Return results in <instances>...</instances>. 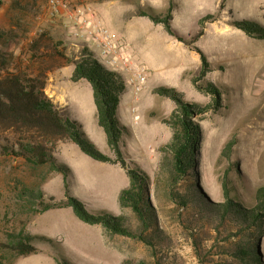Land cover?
<instances>
[{
    "label": "rangeland",
    "instance_id": "obj_1",
    "mask_svg": "<svg viewBox=\"0 0 264 264\" xmlns=\"http://www.w3.org/2000/svg\"><path fill=\"white\" fill-rule=\"evenodd\" d=\"M111 1L70 0V9L87 6L99 17L100 9L107 11ZM120 3L130 5L133 16H140L137 12L141 9L163 13L170 0ZM174 3V25L189 41L204 29L191 46L149 17L150 24L134 22L128 39L114 33L128 44L133 62L147 66V61L151 67L147 89L138 94V112H132L133 104L127 100L121 118L133 127L132 133L124 135V157L150 177L149 198L156 221L146 233L153 234L155 243L108 235L102 226L78 219L70 207L36 212L43 206L26 202L24 189H43L46 203L51 196L60 201L65 199L64 176L46 165L35 167L23 157L1 154L5 141L0 135V260L6 259L8 264H57L56 255L65 253L77 264H239L233 256L234 249L246 242L259 253V264H264V225L249 229L235 215L224 218L213 210V203L226 201V182L231 197L247 208L256 205V193L264 187V30L249 35L237 25L238 21H251L264 29V0ZM208 15L211 18L200 25ZM68 23L65 16L52 15L50 0H0V62L5 61L10 70L33 75L44 70L47 94L67 103L63 108L68 112L70 105L83 100L76 115L83 122L87 137L101 152L114 156L106 133L98 124L91 85L85 80H72L71 63L49 57L54 54V46L67 57H74L88 44L70 37ZM43 55L46 56L40 58ZM204 60L208 63L207 72L200 76ZM199 76L201 87L213 83L220 89L222 106L199 116L203 138L195 160V176L177 183L162 167L160 150L172 136V129L164 120L177 105L154 89L174 87L186 101L206 106L213 101V95L194 84L193 79ZM57 79L66 84V91H53L51 84ZM123 113L128 114L127 118ZM62 146L63 142H59L58 155L76 171L75 179H70L71 193L84 199L89 211L108 210L116 215L123 212L131 225L140 229L133 211H121L119 207L118 195L129 183L122 166L95 160L77 144L63 151ZM231 216L235 222L229 219ZM23 230L53 241L38 243L37 253L14 258L5 252L2 243L9 233ZM253 231L257 234L251 237L249 233Z\"/></svg>",
    "mask_w": 264,
    "mask_h": 264
},
{
    "label": "trees",
    "instance_id": "obj_2",
    "mask_svg": "<svg viewBox=\"0 0 264 264\" xmlns=\"http://www.w3.org/2000/svg\"><path fill=\"white\" fill-rule=\"evenodd\" d=\"M174 11V0H170L169 7L163 13L156 14L150 8L139 10L137 15L147 16L154 23L163 24L169 34L191 46L204 34V29H200L192 37V41H189L174 27ZM209 18L211 15L204 17L200 25L203 26ZM237 25L249 35L261 33L264 30L251 21H238ZM57 47H53L54 54L49 57L65 59L71 63L74 66L72 80L74 82L86 80L92 86L98 124L105 131L107 143L114 156L101 152L87 137L84 124L47 94V73L44 70L36 75L28 71H13L3 60L0 62V135H3L5 143L1 146V154L23 157L35 167L46 165L51 171L63 174L65 184L63 200L58 201L51 196L50 202L46 203V193L43 189H24L22 195L26 202L43 206L41 210L36 209V212L70 207L78 219L90 225L102 226L108 235L140 238L152 245L155 243L153 234L146 233L156 221L154 207L149 198L150 177L139 165L131 166L132 162L127 161L122 149L123 137L130 133L129 127L124 125L119 117L122 97L129 91L127 82L121 74L107 68L95 57V51L91 45L84 46L74 57H67L58 51ZM35 57L38 56L35 55ZM204 61L205 65L200 76H204L207 72L208 63ZM200 76L193 79L194 84L205 93L213 95V101L206 106L186 101L184 94L174 87L161 86L154 89L157 94L170 98L177 105L170 117L164 120L171 127L172 136L170 141L162 145L160 149L161 165L177 183L186 177L195 176V160L203 138V130L198 121L199 116L209 110H218L222 106L220 89L213 83L201 87L198 85ZM68 141L77 144L84 153L95 160L122 166L129 177V184L118 195L119 207L121 211L126 209L133 211L140 221V229L134 228L123 212L116 215L108 210L95 213L89 211L85 201L71 193L70 179L74 174L73 169L67 163L61 162L56 155L58 143ZM224 186L226 201L213 203L215 205L213 210L224 218L235 215L249 229L262 228L264 187L259 188L256 193V205L247 208L231 197L227 182ZM229 219L235 222L232 216ZM254 234L257 232L249 233L251 237ZM52 241L46 236L23 230L18 233H9L2 246L5 252L12 254L14 258H20L37 253L38 243ZM233 256L239 264H259L260 260L259 253L253 245L246 242L234 249ZM55 260L57 264H77L65 253H58ZM0 264L8 263L6 259H3L0 260Z\"/></svg>",
    "mask_w": 264,
    "mask_h": 264
},
{
    "label": "built area",
    "instance_id": "obj_3",
    "mask_svg": "<svg viewBox=\"0 0 264 264\" xmlns=\"http://www.w3.org/2000/svg\"><path fill=\"white\" fill-rule=\"evenodd\" d=\"M70 0H50L52 15H63L68 20L69 35L88 41L95 57L109 69L121 74L135 94L141 93L148 80V69L133 62L128 44L117 38L97 21L95 11L87 6L70 9Z\"/></svg>",
    "mask_w": 264,
    "mask_h": 264
},
{
    "label": "crops",
    "instance_id": "obj_4",
    "mask_svg": "<svg viewBox=\"0 0 264 264\" xmlns=\"http://www.w3.org/2000/svg\"><path fill=\"white\" fill-rule=\"evenodd\" d=\"M120 1L121 0H112L111 1L112 4H110V7L108 8L107 11L105 9H100V11H99L100 16L99 17L97 16V18L99 19L98 20L99 24L101 26L107 28L111 33H113V34L114 33H117V34L122 35V36H124V37H126L128 39L131 36V31H132L134 22H145L147 24L149 22V24H150V20L148 19L147 16H133L132 15V10H133L132 7L130 5H128V4H126V3H120ZM174 21H175V13H174ZM174 21H173V25H174ZM174 27L177 28V26H175V25H174ZM178 31L180 32L179 29H178ZM143 60H145V59H143ZM145 62L147 64V66L144 63L140 62V61L139 62L136 61L137 64H142L147 69L148 68L151 69L150 63H148L147 61H145ZM73 71H74V66L71 69V74L73 73ZM148 75H150L149 70H148ZM81 81H84V80H81ZM148 84H149V78H148V80L146 82V86H145L144 90L141 92L140 95H142L146 91ZM49 86H50V84H49ZM51 86H53V91L54 92L66 91V88H67L66 87V84H64V82L62 80H60V79H57L55 81L54 85L51 84ZM128 89H129V91H128V93H126L125 95H123L122 100H121V103H120V107H119V117H120V119H121V121H122L123 124H124V120L121 118V110H122V107L125 109L127 100L128 101H131V103L133 104L132 112H134V113H137L138 112V110L140 108V104L139 103H141V101L139 99L140 98V95L135 94L134 91L131 88L128 87ZM87 95H88V98L91 96V94H90V87H89V90H88V94ZM51 96H52V98L54 99V101L56 103L60 102V105L62 107L66 106L67 103L65 104L62 100L59 101L58 100V97H55L52 94H51ZM93 98H94V96H93ZM143 100H144V98H143ZM135 103L137 104V106L134 105ZM82 104H83V100H77L76 102L73 103V105H70L68 107V109H70V112L72 113V116L74 118H76V119L79 118V116H77L78 115L77 114V111H78V109H80V106H82ZM125 112H127V111H125ZM127 115H128L127 113H123V116L125 118H127ZM136 123H137V121H136ZM124 125H127V124H124ZM127 126L130 129V133H132V131H133L132 128L133 127L132 126H129V125H127ZM84 128H85V126H84ZM134 133H135V131H134ZM136 134H137V132H136ZM123 139H124V137H123ZM72 144H73V142H70V141L63 142L62 151L63 150H68L67 148H69V147L71 148L72 147ZM58 154H59V152L57 151L56 152V155H57L58 159L61 162L67 163V161L65 160L66 158H63V156H61V155L59 156ZM68 165L71 166L70 164H68ZM114 165H119V164H114ZM72 169H73L74 174L71 177V180L75 179V174H76V171L74 170L73 167H72ZM71 180H70V182H71ZM76 196H78V195H76Z\"/></svg>",
    "mask_w": 264,
    "mask_h": 264
}]
</instances>
